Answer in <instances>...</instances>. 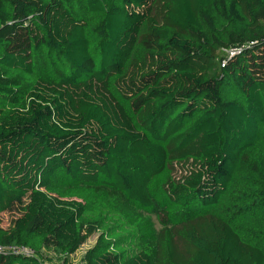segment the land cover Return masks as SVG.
<instances>
[{
    "label": "trees",
    "instance_id": "trees-1",
    "mask_svg": "<svg viewBox=\"0 0 264 264\" xmlns=\"http://www.w3.org/2000/svg\"><path fill=\"white\" fill-rule=\"evenodd\" d=\"M96 235L83 264H264V0H0V245L36 252L0 264Z\"/></svg>",
    "mask_w": 264,
    "mask_h": 264
},
{
    "label": "rangeland",
    "instance_id": "rangeland-1",
    "mask_svg": "<svg viewBox=\"0 0 264 264\" xmlns=\"http://www.w3.org/2000/svg\"><path fill=\"white\" fill-rule=\"evenodd\" d=\"M177 170H180L178 167ZM4 218V225H7V222L9 220V217L7 215L3 216ZM153 220L156 223V228L161 229V225L159 224L157 218L155 215H153ZM97 240V235L94 237H91L87 240V242L72 256L68 258L71 264H83V258L85 256V253L87 252L88 249L93 247V245L96 243ZM44 258L46 261V264H63L65 256L62 254L61 251L59 250H48L44 252Z\"/></svg>",
    "mask_w": 264,
    "mask_h": 264
},
{
    "label": "built area",
    "instance_id": "built-area-1",
    "mask_svg": "<svg viewBox=\"0 0 264 264\" xmlns=\"http://www.w3.org/2000/svg\"><path fill=\"white\" fill-rule=\"evenodd\" d=\"M1 251L12 252L13 254H17L21 256H28V257L36 256V252L32 248H29L25 245H18V244H12L8 246L0 245V252Z\"/></svg>",
    "mask_w": 264,
    "mask_h": 264
}]
</instances>
